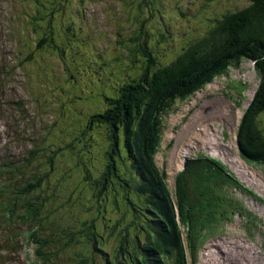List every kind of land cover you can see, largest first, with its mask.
Masks as SVG:
<instances>
[{
    "label": "rangeland",
    "instance_id": "374dc122",
    "mask_svg": "<svg viewBox=\"0 0 264 264\" xmlns=\"http://www.w3.org/2000/svg\"><path fill=\"white\" fill-rule=\"evenodd\" d=\"M127 1L130 2L40 0L46 6H64L60 8L61 15L68 11L70 5H76L80 11L79 17L73 20L72 34L60 30L65 22L61 15L55 16L50 30L44 22L39 26V30L53 31L56 44L63 46L59 56L52 52L54 48L51 46L39 49L35 45L36 34L29 22L36 15L37 1L0 0V163L24 166L25 179L29 172L32 178L49 174L50 180L42 185L41 196L22 198L18 214H25L32 208L40 223L38 235L48 239L51 234L52 243L46 247L55 250L53 258L57 264H80L82 259L89 260L81 246L83 239H79L80 233L75 229L82 227L86 231L93 217L92 221L100 222L98 232H105L102 230L103 221L115 219L114 197L124 190L122 182L117 180V185L122 186L121 191L112 192L113 199L108 204L110 210L102 212L98 204L101 194L90 197L80 179L81 174L75 169L79 164L82 168H91V161L100 167L103 148H109L112 143L102 124L89 132L83 126L89 115L107 108L103 102L104 91L125 79L129 63L121 54L120 39L128 36L132 25L131 19L125 15L132 16L139 9L148 11L152 8L150 19L145 18L143 12L139 14L143 30L148 32L142 37L147 39V45L157 59L164 62L175 56L176 48L187 46L198 38L225 12L234 11V6L243 8L250 4L249 0H149L151 5L138 7L126 5ZM39 8L47 12L46 7ZM156 31L163 37L157 36ZM93 60H106L107 64L87 68L86 63ZM239 67L225 76L222 84L217 81L219 90L213 87L215 92L209 91L203 100L196 103L195 109L199 105L204 108L196 110L200 118L216 117L229 124L235 121L237 110L238 115L241 114L239 108L246 106L258 78L250 61H243ZM233 79L238 82L244 80L246 85H237L236 88L225 86V83L234 82ZM95 80L97 83L94 84ZM242 88V101L225 97L227 94H240ZM195 116L194 112L190 121L193 122ZM261 120L264 125V114ZM157 162L160 163L159 160ZM111 190L117 191L114 185ZM40 201L43 202L39 204ZM28 228L21 222H9L0 217V264H27L23 253L25 248L33 249L28 242L23 245L26 240L23 235ZM62 229L70 231L65 234ZM59 235L62 236L61 241L57 240ZM113 238L115 234L112 236V232H106L102 244L111 250L117 247L119 251L123 241L116 238L114 241ZM91 259L100 264V258L93 256Z\"/></svg>",
    "mask_w": 264,
    "mask_h": 264
},
{
    "label": "trees",
    "instance_id": "16d2710c",
    "mask_svg": "<svg viewBox=\"0 0 264 264\" xmlns=\"http://www.w3.org/2000/svg\"><path fill=\"white\" fill-rule=\"evenodd\" d=\"M249 2L250 4L243 8L234 6L232 9L234 11H227L221 20L215 19L202 35L190 41L187 46L176 48L175 56L164 62L157 59L147 45V39L142 37L148 32L143 30V21L139 19V14L143 12L145 18L150 19L153 14L152 8L148 11L139 9V12L132 16L125 15L127 19H131L132 25L128 36L120 39L121 54L126 57L130 69L125 71V79L121 84L110 86L113 94L105 93L108 101L106 112L90 116L92 119L90 125L93 122L107 123L113 139L107 152L109 163L105 166L101 185L98 187L94 181L91 191L95 195L100 189L109 192L114 184L113 179L119 176L123 179L125 189L129 185L133 190V196L125 194V200L133 215L134 226L138 228L144 221L154 224L156 235L154 237L147 233L152 243L143 244L137 247L136 251L132 252L123 247L127 255L120 264H166L167 256L164 254L168 248L175 246V249L179 250L178 229L167 212L164 186L150 162L149 154L154 152L159 140L161 124L159 116L165 113L178 97L182 99L189 97L194 91L211 82L215 76L227 74L230 67L237 68L242 59L254 61L259 81L251 103L243 111L238 129L239 148L241 154L250 161H264V129H261L258 122L264 113V0ZM126 5L139 7L151 5V2L130 0ZM44 7L48 12L46 26L49 29L54 13H60L63 6ZM44 14L38 8L33 17L38 21L43 20ZM148 26L152 31L150 24ZM33 29L37 30V27ZM38 33L37 47L46 49L51 46L57 54L60 52L61 56L63 49L55 45L52 33L50 31L48 34L44 31ZM159 33L155 32L157 36L163 37ZM140 58H146L144 65ZM94 64H96L94 60L89 61L86 67ZM121 147L127 150L128 175L126 173L120 175L118 171L116 161ZM145 156L150 165L143 161ZM2 173L3 167L0 166V195L5 196L10 190L15 192L13 190H17L18 187L13 186L12 189L14 181H9L7 174L3 176ZM152 174L155 180H151ZM47 178L42 174L35 176L11 195L32 198ZM135 178L141 181L138 190H134L131 185L130 179ZM227 180L215 163L203 160L188 162L184 170L178 174L176 201L180 213L186 217L188 223L186 227L190 228V241L199 226L207 227L212 224L211 221L218 219L219 213L223 216L222 210L226 207L220 189ZM104 196L106 198V195ZM105 198L103 197L102 201ZM228 204V201L225 202V206ZM14 206L15 204H10L9 208L12 209ZM8 214L14 216L10 212ZM190 248L193 249V245ZM112 263L114 262L111 261L110 264Z\"/></svg>",
    "mask_w": 264,
    "mask_h": 264
},
{
    "label": "bare ground",
    "instance_id": "6f19581e",
    "mask_svg": "<svg viewBox=\"0 0 264 264\" xmlns=\"http://www.w3.org/2000/svg\"><path fill=\"white\" fill-rule=\"evenodd\" d=\"M169 239H170V237L168 238V240ZM237 247H238L237 243L233 242V243H229L228 246L226 247V249H227V251L231 252V251H233V249H237ZM242 249H243L242 251H244V253L247 255V257L252 259L254 264H260V262L258 261L257 256L254 254V252L253 253L251 252V249H247L245 246H243Z\"/></svg>",
    "mask_w": 264,
    "mask_h": 264
}]
</instances>
